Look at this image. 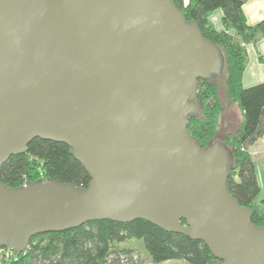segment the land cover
Wrapping results in <instances>:
<instances>
[{"label":"water","instance_id":"95a60500","mask_svg":"<svg viewBox=\"0 0 264 264\" xmlns=\"http://www.w3.org/2000/svg\"><path fill=\"white\" fill-rule=\"evenodd\" d=\"M222 50L172 0H0V167L35 138L67 144L86 187L0 179V245L88 221L142 219L264 264V226L232 195L231 150L189 128Z\"/></svg>","mask_w":264,"mask_h":264},{"label":"trees","instance_id":"16d2710c","mask_svg":"<svg viewBox=\"0 0 264 264\" xmlns=\"http://www.w3.org/2000/svg\"><path fill=\"white\" fill-rule=\"evenodd\" d=\"M187 21L195 22L203 36L220 47L230 87L228 97L237 101L244 112V122L234 134L220 137L217 117L222 112L218 86L214 79H199L198 98L202 111L190 116L188 128L202 147L221 140L233 156L227 186L243 206L249 207L252 221L264 226V198L257 200L261 186L256 166L248 148L264 135V81L245 87L242 82L248 42L264 37V19L250 25L243 11L246 0H172ZM216 9L223 11L222 30L209 20ZM233 29V32H230ZM264 64V57L259 56ZM50 178L86 187L90 175L62 142L33 139L27 150L11 156L0 167V179L8 186ZM142 240L153 263L182 261L183 264H226L213 255L202 240L166 231L151 222L114 220L88 221L62 232H48L31 238L25 251L14 250L5 264H146L133 244ZM129 243V244H127Z\"/></svg>","mask_w":264,"mask_h":264},{"label":"crops","instance_id":"0c3cea01","mask_svg":"<svg viewBox=\"0 0 264 264\" xmlns=\"http://www.w3.org/2000/svg\"><path fill=\"white\" fill-rule=\"evenodd\" d=\"M183 1L185 4H188L190 0ZM243 11L250 25L257 23L261 19H264V0H246L243 4ZM222 18V9L213 10L209 14V20L217 30L224 28ZM230 32H233V29H230ZM245 48L247 58L242 82L245 87H249L264 81V64L259 58L260 55L264 57V37H260L255 42L246 43ZM221 104L222 112L217 117L218 127L225 129L224 134H234L244 122V112L241 110L238 102L231 101V99H226L225 102L221 100ZM262 138H264V135L258 140ZM248 150L251 153V146ZM258 181L262 189L259 178Z\"/></svg>","mask_w":264,"mask_h":264},{"label":"rangeland","instance_id":"374dc122","mask_svg":"<svg viewBox=\"0 0 264 264\" xmlns=\"http://www.w3.org/2000/svg\"><path fill=\"white\" fill-rule=\"evenodd\" d=\"M215 82L217 83L218 86V96L220 98V100H222L223 102L226 101V99H230L228 97V90L230 87V81H229V77L228 74L226 73V71L224 70L223 73L219 76H217L216 78H214ZM234 101V100H231ZM237 102V101H235ZM225 129H220L218 127V133L220 135V137L226 135L224 134ZM230 135V134H229ZM264 138H262L261 140H258V142L256 141L254 144L251 145V154L253 157V160L255 162V166H256V173L258 175V178L260 180V183L262 185V190L257 198V200H260L262 198H264ZM129 244V243H127ZM134 245H136L138 247V252L137 253L141 258H143L146 262V264H155L152 262L149 253L147 252V250L145 249L144 246V242L142 240L140 241H135L133 242ZM159 264H183L182 261H166L163 263H159ZM222 264V263H219Z\"/></svg>","mask_w":264,"mask_h":264},{"label":"built area","instance_id":"2783aa9c","mask_svg":"<svg viewBox=\"0 0 264 264\" xmlns=\"http://www.w3.org/2000/svg\"><path fill=\"white\" fill-rule=\"evenodd\" d=\"M14 250L0 245V264H5L8 259L13 257Z\"/></svg>","mask_w":264,"mask_h":264}]
</instances>
